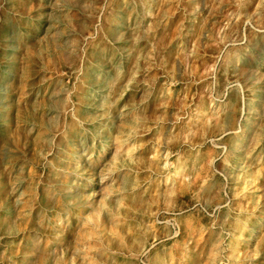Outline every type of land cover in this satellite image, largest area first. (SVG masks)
Returning a JSON list of instances; mask_svg holds the SVG:
<instances>
[{
	"label": "rangeland",
	"instance_id": "obj_1",
	"mask_svg": "<svg viewBox=\"0 0 264 264\" xmlns=\"http://www.w3.org/2000/svg\"><path fill=\"white\" fill-rule=\"evenodd\" d=\"M0 264H264V0H0Z\"/></svg>",
	"mask_w": 264,
	"mask_h": 264
},
{
	"label": "bare ground",
	"instance_id": "obj_2",
	"mask_svg": "<svg viewBox=\"0 0 264 264\" xmlns=\"http://www.w3.org/2000/svg\"><path fill=\"white\" fill-rule=\"evenodd\" d=\"M137 24H138V19L137 18L136 19H132V22L129 23V25H127V27H129V26L131 27V26L137 25ZM122 28L125 29L126 27H123L122 26ZM112 31H114V27H112ZM125 32H126V34L128 33L127 31H125ZM119 34H120V36L122 38H125L123 32L119 31ZM76 115H77V118L81 122L82 121H85V123H87V121H88V124H87V127H86V133H84L83 137H85L86 140H87L88 137L91 138V136H92V131L91 130H92V127L94 125V121H96V120L92 119L91 116H88L87 119L84 118L82 116L81 107H78V111H76ZM248 118L249 117H246V119H245V122H246L245 125L246 126L244 125L245 126L244 128L242 127L240 130L239 129L238 130L235 129L236 130V135H235V139H236L235 141H236V143L234 145H231L230 146V149L231 150H228L229 151L228 153L232 152L233 153V156H231L229 158L230 159V161H229L230 166L228 167L229 168L228 169V172H225V174L226 175L228 174V176L231 179L240 178V176H241L240 173L241 172L237 173L236 171L243 170V168H244V166L242 165V163L244 161L243 160V157H242V153H243L242 151H243V146L245 145L246 140H247L248 136L250 135V131H251L249 129H246V127L252 128L250 125L247 124ZM122 140L123 139H120V141H122ZM107 145H108V142H107ZM75 146H76L75 155L77 157V163H79L80 162V159L82 157V154H81V150H80L81 148H80V145H79L78 141L76 142ZM34 172H36V171H34Z\"/></svg>",
	"mask_w": 264,
	"mask_h": 264
}]
</instances>
